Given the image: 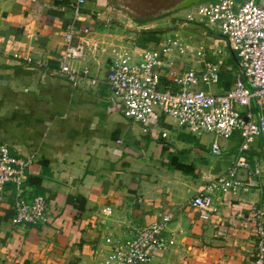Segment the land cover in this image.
Listing matches in <instances>:
<instances>
[{
    "label": "crops",
    "instance_id": "crops-1",
    "mask_svg": "<svg viewBox=\"0 0 264 264\" xmlns=\"http://www.w3.org/2000/svg\"><path fill=\"white\" fill-rule=\"evenodd\" d=\"M72 1L0 0V146L31 159L23 195L28 201L43 197L46 217L42 224L14 225L13 190L7 186L0 195V264H115L109 260L112 242L133 239L165 215L172 216L165 234L174 245L152 253L149 264H250V214L264 208V137L247 153L260 169V187L206 193L216 212L201 220L190 201L226 172L238 145L220 139L221 155H212L210 146L211 156L205 157L203 150L187 148L186 134L171 141L164 118L135 122L112 110L104 83L108 65L123 49L137 51L145 44L160 49L156 20L135 19L127 10L135 0H85L75 21ZM71 23L89 31L73 37V44L84 47L68 64L87 70L97 80L94 86L85 81L74 86L60 72ZM209 42L210 56L225 52L219 40ZM189 50L194 51L178 48L194 53ZM224 56L219 83L211 88L216 94L230 89L238 73L236 56ZM167 62L183 70L169 57ZM194 64L200 68L197 60Z\"/></svg>",
    "mask_w": 264,
    "mask_h": 264
},
{
    "label": "built area",
    "instance_id": "built-area-1",
    "mask_svg": "<svg viewBox=\"0 0 264 264\" xmlns=\"http://www.w3.org/2000/svg\"><path fill=\"white\" fill-rule=\"evenodd\" d=\"M84 3L85 0H74L69 4L73 20H78ZM196 15L217 27L236 56L238 73L226 92L216 94L211 91L219 83L223 65L221 56L226 55L225 52L212 51L210 56L203 47L189 50L195 53L200 68L175 70L168 64L167 54L172 46L181 48V45L169 39L163 41L160 49H123L116 53L108 65L104 83L111 91L110 108L124 118L145 122L150 116L164 115L193 134H212L215 140L211 154L214 156L221 155L216 139L228 140L238 133V155L224 174L199 190L190 201V205L198 210L199 218L207 221L216 209L211 196L206 193L236 189L247 192L260 187V169L257 164H250L247 153L254 140L264 137V0H215L212 4L197 5ZM185 20L192 22L194 18L187 14ZM77 31L74 23L66 29L60 72L74 86L82 81L94 86L97 80L91 78L87 70L76 71L68 64L82 55L84 47L73 44V37L78 32L87 34L89 30ZM25 61L42 67L39 60L26 58ZM160 136L164 138L165 134ZM30 165L31 159L13 155L7 146H0V195L6 194L8 185L12 186L14 225H37L46 221L44 198L36 196L28 201L23 195ZM241 170L246 173L244 181L238 176ZM104 213L109 215L110 211L106 209ZM171 218V215L162 216L159 222L136 231L131 240L112 242L109 260L115 264H149L152 253H164L174 245L173 238L165 234ZM250 218L254 235L250 264H264V208H253Z\"/></svg>",
    "mask_w": 264,
    "mask_h": 264
},
{
    "label": "rangeland",
    "instance_id": "rangeland-1",
    "mask_svg": "<svg viewBox=\"0 0 264 264\" xmlns=\"http://www.w3.org/2000/svg\"><path fill=\"white\" fill-rule=\"evenodd\" d=\"M179 0H135V5H128L127 10L131 15L138 20H156L155 26L159 31L161 41L174 40L177 38L183 47H191L194 51L199 47H203L207 50L209 46H213L211 42L213 39L219 40L220 49H224L226 55L223 60H227L231 53L228 44L224 38L220 35L219 30L215 25L208 22L206 18H201L196 15V6L191 5L187 8L177 10L175 12L163 15L164 12L172 8ZM213 0H204L200 3H211ZM165 14V13H164ZM187 14H192L194 20L192 22H186L185 17ZM144 49L153 50L156 47L150 44H145ZM170 52L169 60L172 64L183 65V70H188L194 68L196 63L195 53L189 54L186 51L180 53L178 48H172ZM201 89H205L201 87ZM214 91V90H213ZM240 112H244V109L239 108ZM264 115V112H263ZM169 126L164 128L166 133L171 136V141L177 140V136L186 134L190 137V140L185 142L188 149L195 148L201 149L204 152V156L208 157L210 155V146L213 140H215L212 134H193L187 128L181 127L177 124L176 120L168 116H160ZM161 119V120H162ZM159 125L162 124L158 121ZM162 127V125H161ZM219 142L222 140L216 139ZM229 144H234L235 146L240 144V139L238 133H234L228 140ZM211 156V155H210Z\"/></svg>",
    "mask_w": 264,
    "mask_h": 264
},
{
    "label": "water",
    "instance_id": "water-1",
    "mask_svg": "<svg viewBox=\"0 0 264 264\" xmlns=\"http://www.w3.org/2000/svg\"><path fill=\"white\" fill-rule=\"evenodd\" d=\"M201 1H204V0H179L172 8H170L169 10L164 12L165 14L163 13V15H166V14L171 13V12H175L177 10L187 8L191 5L198 4ZM238 176L242 177V179H244L245 178V171H243V170L239 171Z\"/></svg>",
    "mask_w": 264,
    "mask_h": 264
},
{
    "label": "trees",
    "instance_id": "trees-1",
    "mask_svg": "<svg viewBox=\"0 0 264 264\" xmlns=\"http://www.w3.org/2000/svg\"><path fill=\"white\" fill-rule=\"evenodd\" d=\"M236 63H237V60H236Z\"/></svg>",
    "mask_w": 264,
    "mask_h": 264
}]
</instances>
